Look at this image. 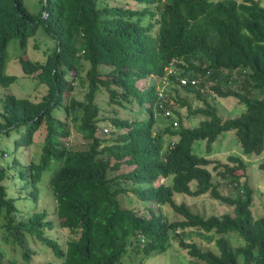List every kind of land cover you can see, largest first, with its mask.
<instances>
[{"label":"trees","instance_id":"obj_1","mask_svg":"<svg viewBox=\"0 0 264 264\" xmlns=\"http://www.w3.org/2000/svg\"><path fill=\"white\" fill-rule=\"evenodd\" d=\"M40 1L35 14L23 0H0V86L7 87L15 79L3 69L11 38L22 50L17 62L23 74L45 86L38 100L9 92L0 96V134L16 132L13 149L30 144L34 131L44 125L37 161L21 163L13 156L10 163L0 162L1 225L6 229L4 237L19 246L21 256L9 259L0 246V264H51L31 262L34 250L24 245L26 235L47 246L60 258L59 264H115L126 250L163 252L172 238L204 264H264V202L261 213L253 217V189L246 180L240 181L245 162L231 153L224 161L210 158L192 147L194 140L203 139L209 152L222 131L233 129L242 153L259 154L264 148V5L260 0ZM38 26L54 39V47L43 60H32L24 48ZM81 59L87 65L83 74ZM169 65L171 85L161 98L154 80L142 88L136 85L148 75L159 80ZM179 77L188 82L179 84ZM191 79L195 81L190 83ZM74 80L84 85L80 98L70 93ZM101 88L112 105L111 115L101 114L95 101ZM179 88L194 91L202 104L192 107L185 95L178 94ZM209 93L234 96L243 110L221 119L207 101ZM132 103L143 105L144 118L117 115L118 107ZM181 106L186 107V119L189 114L200 115L195 125L182 121ZM55 108H61L68 121L56 117ZM159 115L168 124L153 131ZM102 120L118 130L102 133ZM69 122L81 132L83 147L63 141ZM3 153L0 147V156ZM258 167L264 171V157ZM49 169L57 225L73 233L64 246L45 233L52 220L44 219V212L15 218V197L6 187L17 179V192L26 188L23 196L34 201L42 172ZM159 177L164 180L154 184ZM219 178L239 193L222 192ZM127 192L140 202H155L157 209L167 204L180 218L168 219L149 205L146 214L121 205L118 195ZM205 192L230 210L203 215L173 197V193ZM185 230L200 231L201 236L210 233L213 247H202L205 239L199 235L198 240L184 238ZM233 234L242 241L233 245Z\"/></svg>","mask_w":264,"mask_h":264},{"label":"rangeland","instance_id":"obj_2","mask_svg":"<svg viewBox=\"0 0 264 264\" xmlns=\"http://www.w3.org/2000/svg\"><path fill=\"white\" fill-rule=\"evenodd\" d=\"M98 3H112V2H124V0H97ZM26 8L32 12L37 13L41 6L40 0H23ZM43 3V2H42ZM260 3L264 5V0H260ZM145 20V19H144ZM54 47V39L49 36L47 33L43 31V29L38 26L35 30L34 34L27 38V43L25 45L24 51L27 56L32 60H43L45 55L49 53ZM22 50L18 47L15 39H9L6 46V55L3 61V69L5 72L15 75V79L7 86H0V96H2L5 92L12 93L16 97H28L32 100H38L41 94L44 92L45 86L43 84L37 83L35 79H32L23 74L19 63L17 62V56L20 54ZM80 72L84 73L86 70V62L81 59L80 60ZM239 79L241 76L238 77ZM152 78L148 75L145 78L138 79L136 81V85L139 88L145 87L146 85L152 82ZM221 81V80H220ZM233 84V83H230ZM73 88L71 90V94L75 97L80 98L82 95V90L84 88L83 84H79L77 80L73 82ZM170 86H168L169 88ZM167 88V90H168ZM95 97L96 103H98L100 107V113L103 115H111V107L112 105L107 101V94L104 89H100ZM172 93V92H171ZM178 94L185 95L191 103V106L201 105V101L196 98L194 91H184L182 88L178 89ZM207 101L214 104L216 107L217 113L220 115L221 119L226 117L234 116L238 114L241 110H243V105L240 103L234 96H218L212 95L209 93L207 96ZM180 113L183 115V122L185 124L195 125L200 118L199 114H189L187 119L185 118L186 107L181 106L179 108ZM53 114L61 119H66L68 121V117L65 116L63 110L61 108H55ZM117 115L120 117L127 118H144L146 116V111L143 105H137L136 103L128 104L126 107H118ZM163 115H159V119H155L153 124V131L158 128L163 127L168 124V120H164ZM170 119V118H169ZM173 122L176 121L174 115H172ZM100 126H107L109 130L113 131L117 128H113L105 120L100 121ZM69 134L63 139V141L68 144V146L72 147H83L84 140L81 135V132L78 131L75 126L69 122L68 124ZM118 130V129H117ZM122 130V128H119ZM105 131L102 130V133ZM105 133H108L105 132ZM44 134V125L40 124V126L34 131L32 140L30 144L24 146H18L16 149H13L12 137H16V132L11 129L9 134L5 136L4 134H0V147L3 148L4 153L0 156L1 163H10V160L13 156H16L21 163H27L29 160L37 161L40 153V148L42 145V139ZM107 135V134H105ZM166 141V135L164 136ZM193 151L197 154H204L207 157L219 159L221 161L225 160L227 154H235L240 156L246 164L244 169V174L242 175L240 181L246 180V182L252 187V202L250 205V210L253 217L258 216L262 211V203L264 202V171L258 167L261 159L264 157V148L261 153H242L240 150V146L238 141L236 140L234 130L228 129L222 131L216 139L211 144V150L209 152L206 151L204 146L203 139L194 140ZM53 163V168L56 167V161L51 160ZM211 164V163H210ZM210 164L208 167L210 168ZM130 166H124L125 169H129ZM14 171L16 168L13 169ZM51 170H45L42 172L41 178L39 180V195L37 199L31 201L26 199L23 196V191L25 189H21L17 192V188L19 184L17 183V179L14 180V183H9L6 186L9 195L15 197V205L17 207V211L15 212V218H25L27 213L33 211L44 212V219H51L52 225L51 228L45 227L44 231L47 235L55 237L58 243L61 246H64V242L68 240L73 233L68 229L62 228L57 225L56 217H55V206L53 195L49 188V176L51 174ZM8 179H5L7 181ZM161 180H164L162 177H159L153 183H157ZM220 189L222 192H227L230 194H238L239 191L233 185H226V180H222L219 178ZM120 184H123V181H119ZM174 200L176 202L184 201L188 204L191 210L197 211L203 215H208L210 213L219 214L222 211L230 210V206L225 203L219 202L216 199L211 198L208 193H202L195 196H190L183 193H173ZM119 201L121 205L132 206L137 208L139 213L146 214L145 206H151L156 212L160 210L168 219L180 218L179 214L173 212V210L167 205L162 204L157 209L155 202L150 200L141 201L136 199L135 195L131 192H127V194H119ZM142 203V204H141ZM3 219L0 217V246H2L3 251L9 259H17L20 260V251L19 246L16 243H13L11 239L5 238V230L1 225ZM184 238H194L199 239V236L205 240H202V247H213V244L208 240L207 236H210V233H205L207 236H201L202 232L196 231V233L192 234L185 230L183 231ZM199 235V236H198ZM240 238V237H239ZM237 235H231V242L233 245L240 243V240ZM242 241V240H241ZM24 245L33 249V254H31V262L41 263L43 261L49 260L51 264H59L60 258L54 256L52 252L48 249L47 246L43 245L39 240L34 238L31 235H26L24 240ZM115 264H204L202 260H199L193 256H189L185 249L178 247L176 238H172L170 240L169 247L160 253H147L144 254L140 252H131L126 250L121 259Z\"/></svg>","mask_w":264,"mask_h":264},{"label":"built area","instance_id":"obj_3","mask_svg":"<svg viewBox=\"0 0 264 264\" xmlns=\"http://www.w3.org/2000/svg\"><path fill=\"white\" fill-rule=\"evenodd\" d=\"M171 72H173V68L171 67V65H169L166 68V72L162 74L159 80H155V78L152 77L154 80V87H155V91L157 94V98H161L163 96V92L165 91L167 84H171L168 80V76L170 75ZM178 79H179V84H184L186 83V80H187L185 77H179ZM192 81H195V79H191L190 83ZM102 130L107 132L109 129L107 126H102Z\"/></svg>","mask_w":264,"mask_h":264},{"label":"clouds","instance_id":"obj_4","mask_svg":"<svg viewBox=\"0 0 264 264\" xmlns=\"http://www.w3.org/2000/svg\"><path fill=\"white\" fill-rule=\"evenodd\" d=\"M151 78L153 77L152 75H149ZM152 80H153V78H152ZM153 82V81H152ZM151 82V83H152ZM171 84H167V86H166V89H165V91L164 92H166V90H167V88H168V86H170ZM164 92H163V94H164ZM109 131V130H108Z\"/></svg>","mask_w":264,"mask_h":264},{"label":"water","instance_id":"obj_5","mask_svg":"<svg viewBox=\"0 0 264 264\" xmlns=\"http://www.w3.org/2000/svg\"><path fill=\"white\" fill-rule=\"evenodd\" d=\"M43 3L45 4V0H43ZM44 15H45V13H44Z\"/></svg>","mask_w":264,"mask_h":264}]
</instances>
